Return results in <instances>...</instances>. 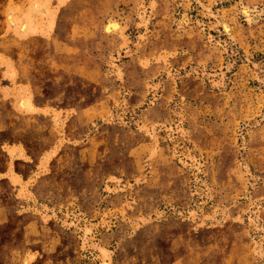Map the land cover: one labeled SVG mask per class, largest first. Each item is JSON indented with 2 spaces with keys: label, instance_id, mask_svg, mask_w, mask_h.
<instances>
[{
  "label": "rangeland",
  "instance_id": "374dc122",
  "mask_svg": "<svg viewBox=\"0 0 264 264\" xmlns=\"http://www.w3.org/2000/svg\"><path fill=\"white\" fill-rule=\"evenodd\" d=\"M31 1L0 0V61L65 121L15 111L0 62V170L11 144L38 169L0 182V264H264V0H52V34L20 39L5 10Z\"/></svg>",
  "mask_w": 264,
  "mask_h": 264
},
{
  "label": "bare ground",
  "instance_id": "6f19581e",
  "mask_svg": "<svg viewBox=\"0 0 264 264\" xmlns=\"http://www.w3.org/2000/svg\"><path fill=\"white\" fill-rule=\"evenodd\" d=\"M66 1L67 0H58L57 4H58V6H62L66 3ZM195 1L198 2L199 0H195ZM51 2H52V0H32L30 2L29 6H27L28 9L25 12H22L20 14H19V9H18L19 7L8 5L9 7H7V9L5 10L6 11L5 12V22H6L5 24H7L8 31H11L16 37H18L20 39H26L30 36L49 37L52 34L53 29H54L55 20H56V11L58 10V9H53V7L51 8ZM153 2L154 1H152V4H153ZM10 4H12V3H10ZM58 6H57V8H58ZM206 9H207V11H210L209 7H206ZM251 10L252 9L249 10V8H247V6L245 8H243V10H242V13L245 15V18H247L248 21L251 20V17L254 13L253 10L252 11ZM207 11H204V12H207ZM210 15H212V14H210ZM146 16H147V12L145 9H142L140 11L139 15L137 16V17H139L140 22H143L144 25H147V21H148L146 19ZM187 16L188 15L184 14V16L182 17V19L180 21L181 25L182 24L184 25L188 21L189 17H187ZM218 18H220V17H218ZM254 19H253V21H254ZM179 20H180V18H179ZM221 20H222V18H221ZM120 22H118L116 19L113 20L112 18L111 19L109 18L106 22V25L104 24L105 32L106 33L118 32V33H120V37H121V35L123 34V32L125 30L124 29L125 26H123V24H121ZM219 23L222 25V27L226 33L230 32L228 25L225 24L226 22L224 23V22L220 21ZM186 25L187 24H185V26ZM140 26H141V24H140ZM178 26L181 27L180 25H178ZM7 28H6V30H7ZM123 37H124V35H123ZM231 37H232V35H231ZM2 58L3 57H1L2 62L1 61L0 62L4 66L3 75L5 78H7L11 81V85H12V87H8V86L6 87L5 86L2 89L3 97L5 99L12 97L14 100L13 107H14L15 111H17L19 113H22V114L46 113V108H42V107H39V106L34 104L32 93L29 89V85H24V84H18L17 85L16 84V78L18 76V71L15 68L13 61L9 58H5V59H2ZM116 70H117L118 75H120L121 72L117 69V67H116ZM218 84H220V83H218ZM47 111H49V110L47 109ZM53 121H54V124L57 128H61L63 123H64V120L61 118L60 113H55V115L53 117ZM145 129H146V127H145ZM150 134L152 135L151 131H150ZM155 138L153 140H155ZM58 148H59V146L56 145V146L52 147V149H50L49 151H46L45 153H43V155L41 156V159L39 161V164H38V167L40 170H42L43 172H47L48 165H49L50 161L52 160V158L56 155ZM153 152H155V151H153ZM6 153L9 157V169H8V172L6 175L9 177V179L13 183H21L20 176L17 173H15L14 169H13L14 161L15 160L30 161V159L26 155L24 147L21 144L16 145V146L15 145L7 146L6 147ZM152 154H154V153H152ZM24 191H25L24 188L21 189V193H24ZM68 225H70V224L68 223ZM82 228H83V226H82ZM91 229L92 228H89L88 226H86L84 229H82L83 230V237H82L83 244H86L89 241V235L91 234ZM95 245H97V244H95ZM98 250L100 252V263L99 264H109L110 263V256H111L109 254L110 251L107 250V248H104L102 246L98 247ZM34 259H35V255L29 254L26 256L25 259H23L22 264H30Z\"/></svg>",
  "mask_w": 264,
  "mask_h": 264
},
{
  "label": "crops",
  "instance_id": "0c3cea01",
  "mask_svg": "<svg viewBox=\"0 0 264 264\" xmlns=\"http://www.w3.org/2000/svg\"><path fill=\"white\" fill-rule=\"evenodd\" d=\"M14 66H15V64H14ZM15 68L17 69V67L15 66ZM18 71V70H17ZM3 79H4V81H6V82H10L11 83V81L9 80V79H7V78H5V77H3ZM24 85H27V84H24ZM8 85H6V87H7ZM8 87H12V85L11 86H8ZM31 91V90H30ZM32 93V92H31ZM32 97H33V102H34V104L35 105H37V106H39V107H42V108H46V113H41V114H49V115H51L52 117H54V115H55V113H60L61 114V118L65 121V111L63 110V109H61V110H58V109H55L53 106H49V105H45V104H39V103H37L36 102V100H35V98H34V96L32 95ZM11 99V102H12V104H13V102H14V100H13V98L11 97L10 98ZM47 109L49 110V111H47ZM59 111V112H58ZM12 145H19V144H11V145H9V146H12ZM24 150H25V148H24ZM49 151V150H48ZM25 153H26V155L29 157V159H30V161H23V160H15V162H14V164H13V169H14V172L15 173H17L20 177H21V180H22V182H26V181H28L30 178L32 179V177H33V175L34 174H38V169H32L31 170V174H29V175H23L21 172H19V171H17L16 170V165L17 164H19L18 162H23V163H20V164H33V163H30L32 160H31V157H30V155H29V153L27 152V150H25ZM7 157H8V155H7ZM8 160H9V157H8ZM36 167H37V165H36ZM8 169H9V163L7 162L6 163V166H5V168L3 169V170H0V182L1 181H3V180H6L9 184H11V185H13L14 187H15V191H16V193H17V196H18V192H19V189H20V186L19 185H17V184H12L11 182H10V180H9V178L7 177V176H5V174L8 172ZM34 178V177H33ZM31 184H32V182L30 183V185H29V189H30V187H31ZM30 191L32 192V190L30 189ZM33 193V192H32Z\"/></svg>",
  "mask_w": 264,
  "mask_h": 264
}]
</instances>
